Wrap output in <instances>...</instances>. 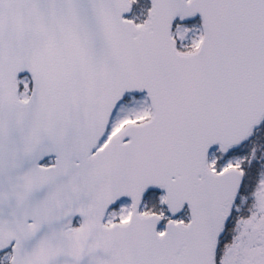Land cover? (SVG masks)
<instances>
[{
	"label": "snow or ice",
	"instance_id": "1",
	"mask_svg": "<svg viewBox=\"0 0 264 264\" xmlns=\"http://www.w3.org/2000/svg\"><path fill=\"white\" fill-rule=\"evenodd\" d=\"M0 264H264V0H0Z\"/></svg>",
	"mask_w": 264,
	"mask_h": 264
}]
</instances>
